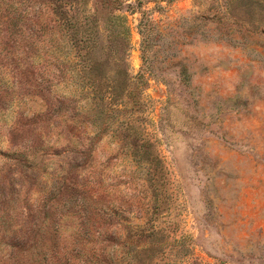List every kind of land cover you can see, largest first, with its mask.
<instances>
[{
    "label": "rangeland",
    "instance_id": "obj_1",
    "mask_svg": "<svg viewBox=\"0 0 264 264\" xmlns=\"http://www.w3.org/2000/svg\"><path fill=\"white\" fill-rule=\"evenodd\" d=\"M0 0V264H264V0Z\"/></svg>",
    "mask_w": 264,
    "mask_h": 264
},
{
    "label": "trees",
    "instance_id": "obj_2",
    "mask_svg": "<svg viewBox=\"0 0 264 264\" xmlns=\"http://www.w3.org/2000/svg\"><path fill=\"white\" fill-rule=\"evenodd\" d=\"M256 1L257 3H259L260 0H256ZM120 3H121L120 0H112V5H113L112 9H118L120 6Z\"/></svg>",
    "mask_w": 264,
    "mask_h": 264
}]
</instances>
